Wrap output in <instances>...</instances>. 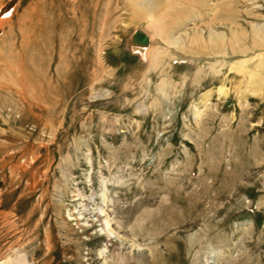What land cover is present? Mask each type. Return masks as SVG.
<instances>
[{"label": "rangeland", "instance_id": "rangeland-1", "mask_svg": "<svg viewBox=\"0 0 264 264\" xmlns=\"http://www.w3.org/2000/svg\"><path fill=\"white\" fill-rule=\"evenodd\" d=\"M0 264H264V0H0Z\"/></svg>", "mask_w": 264, "mask_h": 264}, {"label": "bare ground", "instance_id": "bare-ground-1", "mask_svg": "<svg viewBox=\"0 0 264 264\" xmlns=\"http://www.w3.org/2000/svg\"><path fill=\"white\" fill-rule=\"evenodd\" d=\"M147 40V41H146ZM150 36H148L144 31L139 30L136 35V42L140 45L143 44L145 47L150 43Z\"/></svg>", "mask_w": 264, "mask_h": 264}]
</instances>
